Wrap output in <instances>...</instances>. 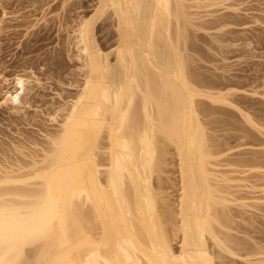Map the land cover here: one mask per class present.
<instances>
[{
  "label": "bare ground",
  "instance_id": "bare-ground-1",
  "mask_svg": "<svg viewBox=\"0 0 264 264\" xmlns=\"http://www.w3.org/2000/svg\"><path fill=\"white\" fill-rule=\"evenodd\" d=\"M247 2L97 0L92 14L80 16L72 37L65 30L83 83L74 99L53 109L48 119L55 130L41 135L46 147L26 154L16 145L22 160L0 162V264H264L263 247L230 234L233 206L244 212L264 206V196L238 197L256 195L255 184L244 179L254 167L222 170L197 107L205 99L231 108L263 136L251 114L232 100L239 91L264 98L262 84L250 82V91L220 90L227 80L219 90L203 91L186 54L197 48L188 28L203 30L212 21L220 31L231 28L213 14L248 16ZM202 8L217 10L201 16L196 10ZM257 12L264 19V6ZM104 19H111L116 35L109 50L95 34ZM255 38L264 43V34ZM231 39L219 45L221 53L253 56L247 52L253 40ZM26 70L11 82L2 78L7 88L0 108L14 116L37 96L33 90L40 82ZM170 146L178 162L175 208L154 184ZM259 153L264 154H250L256 159ZM170 232L179 238L177 248Z\"/></svg>",
  "mask_w": 264,
  "mask_h": 264
},
{
  "label": "rangeland",
  "instance_id": "rangeland-1",
  "mask_svg": "<svg viewBox=\"0 0 264 264\" xmlns=\"http://www.w3.org/2000/svg\"><path fill=\"white\" fill-rule=\"evenodd\" d=\"M96 2L97 0H0V102L2 91L4 92L7 88L2 78L8 77L11 82L12 77L27 69L26 71L34 72L35 78L38 83L40 82L37 84L39 87L35 86L37 89L33 90V95L36 93L37 96L30 98V108H26V112H23L25 116L24 114L19 115L20 117L14 116L6 108H0L1 163L14 162L16 159L22 160V157L14 151L13 147L16 145H18L16 148L24 146V150L27 149L26 154H31V152L37 154V149L45 146L41 135L46 134L47 130L48 132L55 130V125L49 122L50 116L54 114L53 109L56 110L61 107L59 105L68 103L69 100L66 101L68 98H71V101L76 97L78 93L76 89L78 91L80 89L77 85L83 83V75L78 69L79 62L73 58L77 52L72 45L70 31L75 29L81 17L92 14ZM244 5L248 16L235 17L221 10L213 14L216 17L226 18L225 23L230 24L231 28L228 26L220 31L221 25L214 21L204 24L203 30L188 28L189 41L197 46L195 50L189 49L186 52L191 60L188 68L196 75L198 79L196 86L199 89L219 90L216 88L229 80V86L220 90L234 87L250 91L248 85L255 80L251 85L262 84L258 90L264 95V43L254 42L255 37L264 34L261 26L262 23L264 25V19L263 17L260 19V14L257 12L264 6V0H248ZM211 10L217 9L202 8L196 11L203 16L212 12ZM5 11L6 19L3 18ZM233 19L236 22L240 21L236 23ZM256 19L258 22L253 23ZM111 22V19H104L95 31L96 40L104 50L111 49L116 40ZM233 25L235 27H232ZM65 30L70 32L71 37ZM226 30L231 32H226ZM192 34L197 37L192 38ZM69 37L70 39H67ZM231 38L253 40L254 47L251 52L246 50L253 56L221 53L223 49L219 45L230 43ZM216 40L220 42L217 43ZM237 42L244 43L241 40ZM222 57L226 60H222ZM220 77L225 79H220ZM9 87H13V83ZM232 100L248 111L253 120L264 130V98H254L239 91ZM197 104L201 111L205 131L213 140L212 150L218 156L217 163L222 166V170L240 171L246 170L244 166L254 167V170L244 174V179L255 184L256 195L242 192L238 194V197L245 199L251 196H264V154L259 153L256 159H253L250 154L252 150L264 152V135L258 134L246 125L237 112L231 108L211 105L205 99H198ZM245 133L251 134V137L244 138ZM30 141H35V147ZM166 153L162 172L156 175L154 184L167 196L171 207L175 208L179 196L178 162L172 146L168 147ZM245 210L246 212L240 210L239 207H232L231 215L234 222L231 225L230 234L233 239L247 238L251 243L264 248V206ZM170 235L174 248H177L179 238H175L172 233ZM227 264L243 263L229 260Z\"/></svg>",
  "mask_w": 264,
  "mask_h": 264
}]
</instances>
